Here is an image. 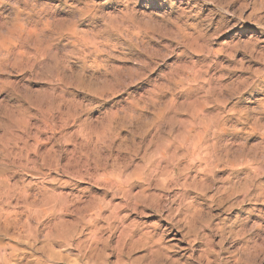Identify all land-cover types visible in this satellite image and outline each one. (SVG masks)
Returning <instances> with one entry per match:
<instances>
[{
    "label": "clouds",
    "instance_id": "clouds-1",
    "mask_svg": "<svg viewBox=\"0 0 264 264\" xmlns=\"http://www.w3.org/2000/svg\"><path fill=\"white\" fill-rule=\"evenodd\" d=\"M0 264H264V0H0Z\"/></svg>",
    "mask_w": 264,
    "mask_h": 264
}]
</instances>
